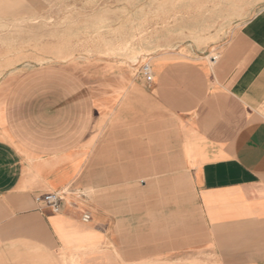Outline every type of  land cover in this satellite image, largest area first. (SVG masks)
<instances>
[{
  "label": "crops",
  "instance_id": "0c3cea01",
  "mask_svg": "<svg viewBox=\"0 0 264 264\" xmlns=\"http://www.w3.org/2000/svg\"><path fill=\"white\" fill-rule=\"evenodd\" d=\"M228 30L151 83L0 85V264H264V5ZM132 174L138 216L115 195ZM53 192L58 213L37 202Z\"/></svg>",
  "mask_w": 264,
  "mask_h": 264
},
{
  "label": "rangeland",
  "instance_id": "374dc122",
  "mask_svg": "<svg viewBox=\"0 0 264 264\" xmlns=\"http://www.w3.org/2000/svg\"><path fill=\"white\" fill-rule=\"evenodd\" d=\"M263 5L264 0H0V85L41 86L59 95L60 88L80 80L85 87L106 88L122 69L136 78L161 55L215 59L233 35V23ZM129 178L134 189L115 195L132 200L138 216L145 177ZM147 181L189 183L182 174ZM106 194L99 192L101 198Z\"/></svg>",
  "mask_w": 264,
  "mask_h": 264
},
{
  "label": "built area",
  "instance_id": "2783aa9c",
  "mask_svg": "<svg viewBox=\"0 0 264 264\" xmlns=\"http://www.w3.org/2000/svg\"><path fill=\"white\" fill-rule=\"evenodd\" d=\"M142 75L146 79L148 83L153 81V72L152 67L149 64H146L142 68ZM64 198L63 192H53L46 194L40 198H37V202L43 204L47 208H49L52 212L58 213L61 209V204ZM90 216L85 215L84 221H89Z\"/></svg>",
  "mask_w": 264,
  "mask_h": 264
}]
</instances>
